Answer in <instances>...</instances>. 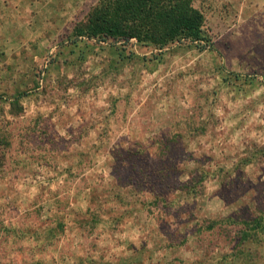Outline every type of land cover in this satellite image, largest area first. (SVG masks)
<instances>
[{"label": "rangeland", "instance_id": "1", "mask_svg": "<svg viewBox=\"0 0 264 264\" xmlns=\"http://www.w3.org/2000/svg\"><path fill=\"white\" fill-rule=\"evenodd\" d=\"M257 1L194 0L209 41L158 49L72 35L97 0H8L0 264H264Z\"/></svg>", "mask_w": 264, "mask_h": 264}, {"label": "trees", "instance_id": "2", "mask_svg": "<svg viewBox=\"0 0 264 264\" xmlns=\"http://www.w3.org/2000/svg\"><path fill=\"white\" fill-rule=\"evenodd\" d=\"M193 1L97 0L85 19L74 25L72 35L98 41L135 39L158 49L180 40L209 41L204 15ZM253 221L258 228L260 217Z\"/></svg>", "mask_w": 264, "mask_h": 264}, {"label": "crops", "instance_id": "3", "mask_svg": "<svg viewBox=\"0 0 264 264\" xmlns=\"http://www.w3.org/2000/svg\"><path fill=\"white\" fill-rule=\"evenodd\" d=\"M11 2V0H9V3ZM257 2H259V3H261L262 2V0H258ZM8 0H0V10H2L1 8H3L4 6H7L8 4ZM14 3H16V4H18V6L19 5H22L21 7H25V5L23 4V2L22 1H20V2H13L12 1V4H14ZM255 4V3H254ZM255 6V8H257V6H260L261 8L264 6L263 4L262 5H260V4H255L254 5ZM26 8V7H25ZM92 170H93V168H92ZM81 185H82V183H80ZM94 188V185L93 184H90L89 185V187L87 188V187H85L83 190L85 191V190H90V189H93Z\"/></svg>", "mask_w": 264, "mask_h": 264}]
</instances>
